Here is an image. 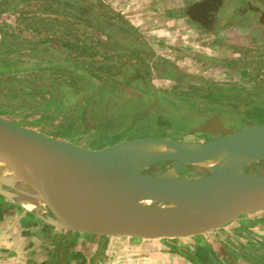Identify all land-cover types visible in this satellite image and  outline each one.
<instances>
[{"label":"water","instance_id":"water-1","mask_svg":"<svg viewBox=\"0 0 264 264\" xmlns=\"http://www.w3.org/2000/svg\"><path fill=\"white\" fill-rule=\"evenodd\" d=\"M220 7L205 0L188 15L206 26L221 19ZM187 133L196 140L144 137L90 148L0 115V197L33 207L55 229L142 240L202 237L263 213L264 174L249 168L264 161V122L235 130L215 117ZM163 163L171 165L157 172ZM189 167L210 174L181 177Z\"/></svg>","mask_w":264,"mask_h":264},{"label":"trees","instance_id":"trees-1","mask_svg":"<svg viewBox=\"0 0 264 264\" xmlns=\"http://www.w3.org/2000/svg\"><path fill=\"white\" fill-rule=\"evenodd\" d=\"M7 13L17 16V24L0 25V96L8 102L16 100L35 109V112H41L42 105L43 115L55 104L58 105L54 110L56 112L66 109L61 111L63 128L48 132L56 137L68 138L70 129L75 128L84 134L89 133L95 128L91 127L92 121L103 125L101 132L97 129L95 132H99L102 138L110 137L113 129L126 128L127 120L135 116V111L141 112L144 97L156 98L160 104L172 106L181 113L192 104L194 108L202 105L210 111L224 114L228 110L225 105L227 95L244 91L247 86H250L249 91L253 94H264L263 77L244 73L238 75L239 80L232 87L224 80L199 77L197 79L202 85L192 86L187 91H179L176 86L159 96L143 88L142 83L150 84L152 73L147 61L154 56L153 52L138 49L131 56L126 55L127 58L125 53L119 52L122 44L111 40L113 35L110 29L114 27L115 31H124L131 37L134 34L129 31L132 29H126L127 21L111 10L104 0H0V17ZM251 50L250 47L246 48L245 55ZM194 56L189 55L191 58ZM247 56L232 61L256 63L257 66L264 64V59L259 55L253 59H247ZM155 64L168 72L178 70L177 66L165 59ZM126 68L130 70L128 75ZM168 72L162 73L163 76L168 78ZM20 74L24 76L22 79L18 78ZM129 106L133 108L129 109ZM230 110L238 112L236 108ZM258 115L259 112L246 116L243 119L245 125ZM155 118L162 128L171 126L170 122L163 121L162 115L157 114ZM133 120L138 125L142 122V118ZM140 126H136L139 129H134V126L117 135L112 133L118 139L110 145L150 137L156 131L149 126ZM177 129L180 133L187 130L184 126ZM141 131L142 134L136 138H121ZM104 146L107 144H102ZM169 165L171 163H163L156 168L161 172ZM189 168L197 177L210 174L199 168ZM249 171L256 175L264 174V161L252 165ZM220 244L218 250L211 252L185 249V253L198 264H264V241L253 239L242 244L228 238L227 243Z\"/></svg>","mask_w":264,"mask_h":264},{"label":"rangeland","instance_id":"rangeland-1","mask_svg":"<svg viewBox=\"0 0 264 264\" xmlns=\"http://www.w3.org/2000/svg\"><path fill=\"white\" fill-rule=\"evenodd\" d=\"M194 1L196 0H104V3L111 10L127 21L130 27L125 25L127 26L126 29H132L129 31L134 34V37H131L124 31H115L114 27L110 29L113 35L111 40L120 41L122 44L119 52L125 53V58L136 53L138 49L140 51L146 49L153 52L154 56H151L147 61L150 63V71L152 73L150 84L142 83L141 86L145 89H150L154 94L158 92L162 94L176 86L179 91L190 90L192 86L200 87L202 83L197 79L199 77L211 80H224L231 87L232 84L237 83L239 80L238 75H241V73L249 76L260 74L263 77L262 79H264V64L261 63L262 65L257 66L258 64L256 63H233L232 61L247 55V59L256 58L257 55H259V58L264 59V30L257 28L260 32H256L251 28V26L257 27L254 16L247 15L246 18L234 16L233 5L235 4L229 1L228 7L221 16L230 18V24L228 27L217 29L215 33H210L184 15L186 7ZM243 16H245L244 13ZM16 22L17 16L10 13L0 17V25L9 24L15 26ZM249 47L251 49H260L261 51L251 50L245 55L246 48ZM190 54L195 56L191 58L189 57ZM160 59L168 60L171 64L177 66L178 70L176 72H168L169 70L157 67L155 63L160 61ZM125 72L128 75L130 70L126 68ZM165 72L170 74L168 78L163 76L162 73ZM23 77V74L18 76L19 79ZM249 87L247 86V89L239 93L227 95L225 98L227 99L225 105L228 110H225L224 114L226 118L228 117L229 124L234 127L244 126L243 119L258 112L259 115L255 117V121L264 122V114H262L264 113V94H253L249 91ZM127 101L130 102V99H127ZM141 104L142 106L139 110L141 112L135 111L133 113L135 116L127 120L126 126H124L126 128L122 130L113 129L110 132V135H112L110 137L102 138L99 132L103 130V125L95 124L97 122L92 121L91 127L95 128H92L89 133L84 134L77 128L70 129V136L65 139L81 146L99 148L102 147V144L109 146L114 143L118 139V137L115 138V134L123 133L134 126V129H139L136 126L144 125L149 126L153 131L156 130L155 133L150 134V137L174 138V136L180 135L179 139L195 141V135L186 133V130L180 133L177 128L184 126L186 129H192L219 114L218 112L204 109L202 106H197L196 108L192 106L186 107L181 113L172 106H164L156 98L150 97L142 98ZM57 106V104L53 105L52 109L43 115L42 105H40L42 107L41 112H35V109H30L16 100L8 102L6 98L0 96V113L24 126L47 133L53 130L59 131L63 128V112L61 111L66 109L56 112L54 110ZM131 108L129 106V109ZM233 108H236L238 112L230 110ZM157 114L162 115L163 121L170 122L171 126L162 128L158 125L155 120ZM134 118H142L140 125L133 120ZM96 129L99 132H95L94 130ZM159 129H161L160 132L157 131ZM114 130L115 132H113ZM138 134L141 135L142 131L128 136L123 135L121 138L126 139L133 136L136 138ZM180 176L185 178L197 177L190 168L184 169ZM27 207L33 210V207ZM216 233H208L202 237L177 241L181 243L182 247L205 246L217 250L221 244L214 242V235L219 236L221 243H227L228 238L234 243L242 244L253 239L264 241V212L242 218L218 232L225 235L220 236Z\"/></svg>","mask_w":264,"mask_h":264},{"label":"crops","instance_id":"crops-1","mask_svg":"<svg viewBox=\"0 0 264 264\" xmlns=\"http://www.w3.org/2000/svg\"><path fill=\"white\" fill-rule=\"evenodd\" d=\"M222 230L210 233L225 235L218 233ZM218 237L213 236L214 242L221 243ZM180 244L169 239L99 237L55 229L27 206L0 197V264H198L185 249H213Z\"/></svg>","mask_w":264,"mask_h":264},{"label":"flooded vegetation","instance_id":"flooded-vegetation-1","mask_svg":"<svg viewBox=\"0 0 264 264\" xmlns=\"http://www.w3.org/2000/svg\"><path fill=\"white\" fill-rule=\"evenodd\" d=\"M201 1H205V0H196L186 7L185 12H184V15L186 16V18H188L190 21L194 22L196 25H200L204 30H206L210 33H215L216 30L219 28L228 27V25L230 24V18H224L223 16L221 17V19H218L216 22H214V23L210 22V25H206V26L201 24V23H198V22L191 20L190 15H188V9L193 4L201 2ZM217 1L219 4H221V7H220L221 15L225 12L226 8L228 7V2L232 1L235 4V5H233L234 10H235L234 16L240 18L241 16H243V11L247 10V15L254 16L255 22L257 23V27L251 26V28L256 32H260L258 30L259 28H260V30H264V25L261 23L262 12H264V0H217ZM252 8H257V9H259V11H254ZM238 15H240V16H238ZM223 20L227 21L224 26L221 25ZM253 50H257V49H253ZM152 93H154V92L152 91ZM155 95H157V94H155ZM189 106H192V104ZM204 109H208V108H204ZM215 117H221L223 119V121L225 122V124L231 129L239 130L241 128L240 126H238V129H237V126L234 127L231 124H229L228 119H227L228 117L226 118V115L223 113L221 114V112H219V114H216ZM210 119H212V118H210ZM210 119H208V120H210ZM254 121H255V119H254ZM188 130L189 129L186 130V133ZM191 135H195V134H191ZM156 171L157 172L159 171L158 168L156 169Z\"/></svg>","mask_w":264,"mask_h":264},{"label":"bare ground","instance_id":"bare-ground-1","mask_svg":"<svg viewBox=\"0 0 264 264\" xmlns=\"http://www.w3.org/2000/svg\"><path fill=\"white\" fill-rule=\"evenodd\" d=\"M15 178L17 179V181L19 182V184L24 188L26 189V184H25V179H24V176L19 173V174H15ZM46 212H49L48 209H46Z\"/></svg>","mask_w":264,"mask_h":264}]
</instances>
